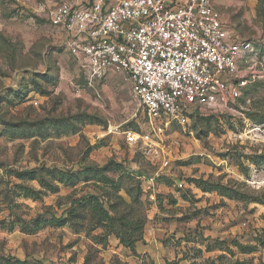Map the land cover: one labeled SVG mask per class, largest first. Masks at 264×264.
Wrapping results in <instances>:
<instances>
[{"label": "rangeland", "instance_id": "374dc122", "mask_svg": "<svg viewBox=\"0 0 264 264\" xmlns=\"http://www.w3.org/2000/svg\"><path fill=\"white\" fill-rule=\"evenodd\" d=\"M59 1L0 0V264H264V81L151 121L126 74L83 73ZM211 1L264 45V0Z\"/></svg>", "mask_w": 264, "mask_h": 264}, {"label": "built area", "instance_id": "2783aa9c", "mask_svg": "<svg viewBox=\"0 0 264 264\" xmlns=\"http://www.w3.org/2000/svg\"><path fill=\"white\" fill-rule=\"evenodd\" d=\"M47 19L89 79L126 74L151 121L232 114L242 91L264 81V45L235 37L211 0H60Z\"/></svg>", "mask_w": 264, "mask_h": 264}, {"label": "trees", "instance_id": "16d2710c", "mask_svg": "<svg viewBox=\"0 0 264 264\" xmlns=\"http://www.w3.org/2000/svg\"><path fill=\"white\" fill-rule=\"evenodd\" d=\"M84 203V200L83 199H80L79 201H77V204L79 205H82ZM105 217H108L107 216V213H104ZM110 220V219H109ZM138 240H130V241H123L121 240L122 244L125 245L126 247L130 248V249H134V246H135V243L137 242Z\"/></svg>", "mask_w": 264, "mask_h": 264}, {"label": "crops", "instance_id": "0c3cea01", "mask_svg": "<svg viewBox=\"0 0 264 264\" xmlns=\"http://www.w3.org/2000/svg\"><path fill=\"white\" fill-rule=\"evenodd\" d=\"M10 12H11V11H9V14H8V15H9V18H11V14H10ZM0 17H1V15H0ZM9 18H8V19H9ZM0 22H1V18H0ZM222 24H223V22H222ZM223 25H224V24H223ZM50 26H51V25H50ZM51 27H52V26H51ZM52 28H53V27H52ZM62 36H63V35H62ZM62 38H63V37H62ZM55 64H56V63H55ZM49 68H50V67H49ZM50 71H51V68H50Z\"/></svg>", "mask_w": 264, "mask_h": 264}]
</instances>
